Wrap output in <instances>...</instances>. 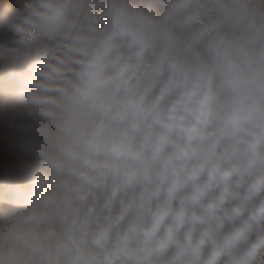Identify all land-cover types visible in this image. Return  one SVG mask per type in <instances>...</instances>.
Instances as JSON below:
<instances>
[{
    "label": "clouds",
    "instance_id": "1",
    "mask_svg": "<svg viewBox=\"0 0 264 264\" xmlns=\"http://www.w3.org/2000/svg\"><path fill=\"white\" fill-rule=\"evenodd\" d=\"M0 264H264V0H0Z\"/></svg>",
    "mask_w": 264,
    "mask_h": 264
}]
</instances>
